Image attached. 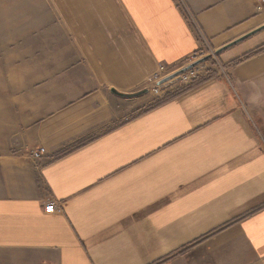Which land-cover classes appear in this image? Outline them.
<instances>
[{
  "label": "crops",
  "instance_id": "obj_1",
  "mask_svg": "<svg viewBox=\"0 0 264 264\" xmlns=\"http://www.w3.org/2000/svg\"><path fill=\"white\" fill-rule=\"evenodd\" d=\"M42 13L53 37L0 54V264H264V0ZM203 37L224 71L154 104L113 92Z\"/></svg>",
  "mask_w": 264,
  "mask_h": 264
},
{
  "label": "rangeland",
  "instance_id": "obj_2",
  "mask_svg": "<svg viewBox=\"0 0 264 264\" xmlns=\"http://www.w3.org/2000/svg\"><path fill=\"white\" fill-rule=\"evenodd\" d=\"M38 10L40 13L37 12ZM42 10H48V0H0V54H2V45L4 46L3 50L8 48L6 45L9 38L19 37L22 42L30 44L34 39L53 37L54 32L51 33L48 23H62L64 16H51L42 13ZM210 48H212L210 44L202 46L191 60L178 68L167 69L159 79H153V75L150 76L141 87L133 92L148 89L147 96H145L149 103L154 104L179 92L184 87L194 85L212 76L216 70H220L225 65L218 58L216 51H211ZM198 62L199 64L194 68L184 72V76H178L159 86L162 79Z\"/></svg>",
  "mask_w": 264,
  "mask_h": 264
},
{
  "label": "built area",
  "instance_id": "obj_3",
  "mask_svg": "<svg viewBox=\"0 0 264 264\" xmlns=\"http://www.w3.org/2000/svg\"><path fill=\"white\" fill-rule=\"evenodd\" d=\"M180 1V0H179ZM182 2H180L181 4ZM208 40L207 38L203 37V40H202V46L204 45H208ZM211 51H213L212 48H210ZM167 70V68H160L157 72H155L153 74V79H159L160 77L163 76L164 72ZM224 67H221L220 71H224ZM184 76V74H180L178 76ZM171 81V80H169ZM169 81L165 82V83H168ZM163 85V84H161ZM160 86V85H159ZM46 154V149L44 147H41L37 150H32L31 152V155L32 157L35 159V160H39L41 159L44 155ZM43 209L46 213H49V214H52V213H56V212H60L62 210V207L60 206V204L54 200V199H49L47 200L45 203H44V206H43Z\"/></svg>",
  "mask_w": 264,
  "mask_h": 264
},
{
  "label": "water",
  "instance_id": "obj_4",
  "mask_svg": "<svg viewBox=\"0 0 264 264\" xmlns=\"http://www.w3.org/2000/svg\"><path fill=\"white\" fill-rule=\"evenodd\" d=\"M209 58H210V57H209ZM207 59H208V57H207ZM205 60H206V59H205ZM197 64H199V62H198V63H195V64H192L191 66H188V67H186V68H183V69H181V70L175 72L174 74H171L170 76H167L166 78L162 79V80L159 82V85L164 84L165 82H167V81H169V80L175 78L176 76H178V75H180V74L186 72L187 70H189V69H191V68H194ZM113 92H114L115 94L119 95V96H122V97L135 98V97H139V96H141V95H144V94L148 93V89H143V90H140V91H138V92H132V93H124V92H120V91L114 89Z\"/></svg>",
  "mask_w": 264,
  "mask_h": 264
},
{
  "label": "bare ground",
  "instance_id": "obj_5",
  "mask_svg": "<svg viewBox=\"0 0 264 264\" xmlns=\"http://www.w3.org/2000/svg\"><path fill=\"white\" fill-rule=\"evenodd\" d=\"M176 77H178V76H176ZM176 77H175V78H176ZM173 79H174V78H173ZM171 80H172V79H171Z\"/></svg>",
  "mask_w": 264,
  "mask_h": 264
},
{
  "label": "trees",
  "instance_id": "obj_6",
  "mask_svg": "<svg viewBox=\"0 0 264 264\" xmlns=\"http://www.w3.org/2000/svg\"><path fill=\"white\" fill-rule=\"evenodd\" d=\"M164 99H166V98H164Z\"/></svg>",
  "mask_w": 264,
  "mask_h": 264
}]
</instances>
